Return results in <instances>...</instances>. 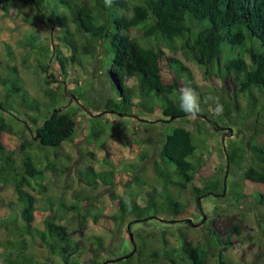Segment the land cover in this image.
<instances>
[{"label": "trees", "instance_id": "16d2710c", "mask_svg": "<svg viewBox=\"0 0 264 264\" xmlns=\"http://www.w3.org/2000/svg\"><path fill=\"white\" fill-rule=\"evenodd\" d=\"M27 3L31 12L16 8L17 0H0V7L6 15H20L23 24L44 23L50 32L58 28V44L66 51L58 49L53 42H45L48 38L43 39L35 33H29L20 40V46L28 51L36 49L45 57L40 64V74H43L45 82V86L40 87L45 96L43 100L31 95L26 79L18 74L16 68H7L5 72L0 70V180L3 184L14 185L17 193L15 204L22 219L20 223L15 216H10L3 222L6 234L0 241V249H4L5 264H35L27 253L34 242L49 245L61 256L60 264H82L72 259V253L79 245L71 241L66 225L57 223L54 217L46 218L43 228L36 225L39 206L33 182L55 171L56 163L52 161L42 165L41 157L37 163L32 151L58 150L65 142L73 140L78 120L70 109L66 78L71 69L83 67L88 58L95 61L93 65L97 69L94 73L99 70L101 74L106 72L112 77L119 98L116 100L107 95V83L102 81L104 91L97 98L86 103L77 99L81 108L93 117L108 112L132 117L140 114L138 119L146 122L145 136L152 141L153 151L158 157L155 159L158 175L179 195L184 191L190 192L200 212L205 214L204 197L225 193L227 173L243 180L264 182V124L255 118L253 132L244 136H241L239 127L231 133L230 126H240L239 112L242 108L238 102L241 97L249 102L257 101L255 105L264 109V102L261 103L264 98V0H113L110 7L105 6L104 0H27ZM131 29L143 33L134 37L128 33ZM160 39L175 55L167 56ZM102 54L104 57L100 58ZM176 54L198 65L206 77H233L237 85L229 96L219 95L223 105L221 114L216 116L214 110L208 113L200 107L196 116L204 118L219 133L226 152V167L221 174L202 181L201 185L196 183V178L202 165L191 160L197 149L192 132L179 126L170 133L167 127L174 120L189 119L190 116L180 109L179 79L171 83L163 80V59H168L169 66L175 65L178 70L186 71V83L198 89L191 70ZM130 80L137 83V89L129 83ZM53 83H57L56 89H53ZM249 111H252L251 107ZM15 123L20 127L16 128ZM103 131L100 124L92 125L93 136L100 138ZM5 134L16 135L18 146L8 147L4 142ZM225 134L228 135L227 140H224ZM17 156L21 163L16 167ZM158 163H171L175 171L171 172L167 166L161 169ZM90 172L94 174L93 178L89 176ZM109 173L108 178L90 167L87 176L91 184L100 179L104 184L112 185L114 174ZM175 175L177 180L173 177ZM147 197L145 206L134 198L119 197V211L111 218L120 226L128 216H132L133 219L128 221L130 227L138 222L147 223L152 218L161 220V216L170 223L198 225L192 219L179 218L184 214L185 206L167 188L160 193L153 186ZM255 204L264 205V194L255 193ZM58 205L51 210L69 207L64 202ZM70 208L75 210L77 219L80 218L82 234L87 213L82 214L81 206L76 204ZM97 218L95 216V220ZM235 228L240 233L239 227ZM182 237L186 238L184 234ZM230 238L224 241L214 228H209L208 234L197 242L185 241L180 247L169 248L166 234L162 231V248L154 250L148 259L153 263L158 257L169 264H182L184 261L211 264V258L216 257L217 264H226L222 248L223 245H232ZM134 240L137 250L133 255L128 258L121 255V260L112 259L111 262L144 264L140 258V240ZM88 242L92 244V255L86 264L106 262L108 258L99 259L102 252L108 251L103 238L93 236ZM134 259L138 261L132 263Z\"/></svg>", "mask_w": 264, "mask_h": 264}, {"label": "rangeland", "instance_id": "374dc122", "mask_svg": "<svg viewBox=\"0 0 264 264\" xmlns=\"http://www.w3.org/2000/svg\"><path fill=\"white\" fill-rule=\"evenodd\" d=\"M17 7H20L22 11H32L27 0H17ZM17 15H6L0 7V64L3 66L0 70L5 72L7 68L9 70L12 67L16 68L18 74L26 79L31 95L43 100L45 96L40 87H44L45 82L43 74H40V64L45 61V57L37 53L36 49L28 51L24 46H20V40L29 33H35L43 39L48 38L45 42H53L58 49H65L58 44L56 38L58 28L50 32L44 23L23 24L20 15ZM128 33L131 36L140 37L143 31L131 29ZM159 42L165 48L167 56L175 55L162 39ZM176 55L191 70L198 87L197 91L201 96L200 107L208 113L213 112L214 104L203 103L205 95L229 96L237 87L233 77L220 78L216 75L206 77L198 65L185 60L180 54ZM101 57H104L103 54L100 55ZM86 60L83 67L75 66L71 69L66 78L70 109L77 115L78 120V128L73 140L65 142L58 150H49L44 153L36 149L32 151L37 163L40 157L42 165L52 161L56 163L55 171L33 182L37 190L39 206L36 212V225L43 228L46 218L53 217L57 223L66 225L71 241L79 245V248L72 253V259L82 264H86L92 255V244L88 242V239L93 236L102 237L108 249L101 253L99 259H115V256L127 255L133 250L128 229V221L133 217L128 216L120 226L111 218L119 211V197L134 198L141 206H145L148 201L147 192L153 186L160 193H164L167 188L185 206V212L179 218L192 219L198 225L188 226L183 222H166L163 220L164 216H161V220L152 218L147 223H134L131 231L134 238L140 240L142 250L140 258L143 259L144 264H169L167 260L158 257L154 259V263L153 260L148 259V255L154 250L162 248V231L165 232L168 247L171 248L180 247L185 241L197 242L208 234L209 228H214L224 241L231 237L232 245H223L222 248L226 264H264V205L255 204V193L264 194V182L243 180L235 174L227 173L225 193L221 196L204 197L205 214L200 212L196 199L190 192L184 191L179 195L175 188L167 187L165 181L158 175L155 163L158 157L153 151L152 141L145 136L146 122L138 119L139 116L141 117L140 114L132 117L108 112L99 117H93L81 108L77 99L80 98L81 103H86L90 99L97 98L104 91L102 81L107 83V95L116 100L119 98V92L112 77H109L106 72L101 74L99 70L94 73L97 69L93 65L95 61L91 58ZM161 65L164 82L171 83L179 79L177 94L180 96L183 88L188 85L186 71L178 70L175 65L169 66L166 57ZM129 83L137 89V83L134 80H130ZM52 87L56 89L57 83H53ZM263 102L264 98L261 103ZM255 103L257 104V101L249 102L244 97L239 99L238 105L242 108L239 112L240 126L231 124V133H235L239 127L242 131L241 136L251 135L255 118L264 124V109ZM250 107L252 111H249ZM157 110V113L161 114V111ZM248 115L249 117L244 119ZM203 119L201 116L177 119L167 126L170 133L179 126L186 127L192 132L197 149L191 160L196 165H202L197 173L196 183L198 185H201L202 181H209L221 174L222 169L226 167V152L221 142L223 138ZM97 123L104 129L100 138L93 136L91 132L92 125ZM15 127L19 128L20 124L15 123ZM227 138L228 135L225 134L224 140ZM4 142L8 147L14 148L18 146L19 139L16 135L5 134ZM251 161L256 162L255 159ZM20 163V158L17 156L14 166L17 167ZM158 166L161 169L167 166L171 172L175 171L171 163L168 165L158 163ZM90 167L108 178L110 177L109 172H113V184L106 185L100 179L96 184H91L89 178H93L94 174L90 172V177L87 176ZM173 177L175 180L178 179L176 175ZM16 197L14 185L3 184L0 180V241L5 239L6 229L3 222L8 217L15 216L18 222L22 223L19 207L15 204ZM59 202H64L69 207L59 211L51 210V208L58 207ZM72 204L81 206L82 214L87 213L88 217L82 234L79 228L80 218L77 219L75 210H71ZM61 216L65 218H59ZM95 216L98 217L97 220ZM235 226L239 227L240 233ZM182 234L185 235V239ZM3 250L0 249L1 264H5ZM27 253L34 259L35 264H60L62 262L61 256L46 243L34 242L28 248ZM138 260L134 259L132 263ZM210 262L217 264L218 260L212 257ZM108 264L121 263L109 262ZM182 264H189V262L184 261Z\"/></svg>", "mask_w": 264, "mask_h": 264}, {"label": "clouds", "instance_id": "9594fccd", "mask_svg": "<svg viewBox=\"0 0 264 264\" xmlns=\"http://www.w3.org/2000/svg\"><path fill=\"white\" fill-rule=\"evenodd\" d=\"M113 0H104V4L106 7H110L112 5ZM180 109L190 116L191 118H195L200 112V104H201V96L200 93L193 87L191 84L186 85L180 94ZM211 102L214 104V113L219 115L223 111V105L219 101V97L213 95H205L203 97V103Z\"/></svg>", "mask_w": 264, "mask_h": 264}, {"label": "water", "instance_id": "95a60500", "mask_svg": "<svg viewBox=\"0 0 264 264\" xmlns=\"http://www.w3.org/2000/svg\"><path fill=\"white\" fill-rule=\"evenodd\" d=\"M103 147L105 148V145H103ZM107 156H109V153H107ZM128 229H129V235H130V239H131V241H132V243H133V247H134V249H133V251L131 252V253H129L128 255H125L124 256V258H128L129 256H131V255H133L135 252H136V250H137V246H136V242H135V240H134V235H133V232L131 231V227H130V225H128ZM121 258L122 257H117V258H115V259H113V260H116V261H119V260H121ZM112 259H108L106 262H104L103 264H107V263H109V262H111V261H113Z\"/></svg>", "mask_w": 264, "mask_h": 264}]
</instances>
